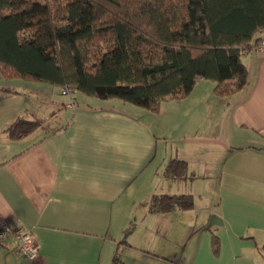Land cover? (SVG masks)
Instances as JSON below:
<instances>
[{
	"label": "crops",
	"instance_id": "1",
	"mask_svg": "<svg viewBox=\"0 0 264 264\" xmlns=\"http://www.w3.org/2000/svg\"><path fill=\"white\" fill-rule=\"evenodd\" d=\"M242 61L240 90L219 96L200 79L156 113L0 85V218L39 244L30 260L10 237L0 264H264V48ZM20 118L40 125L12 139ZM172 158L186 173L165 174ZM185 193L190 207L149 210L155 194Z\"/></svg>",
	"mask_w": 264,
	"mask_h": 264
},
{
	"label": "trees",
	"instance_id": "2",
	"mask_svg": "<svg viewBox=\"0 0 264 264\" xmlns=\"http://www.w3.org/2000/svg\"><path fill=\"white\" fill-rule=\"evenodd\" d=\"M264 0H0V75L42 81L151 112L200 79L222 96L243 88L244 52L264 36ZM40 125L20 118L8 136ZM187 163L170 159L168 175ZM191 194H155L149 210L192 206ZM213 245L218 241L213 238ZM113 264H121L118 254Z\"/></svg>",
	"mask_w": 264,
	"mask_h": 264
},
{
	"label": "built area",
	"instance_id": "3",
	"mask_svg": "<svg viewBox=\"0 0 264 264\" xmlns=\"http://www.w3.org/2000/svg\"><path fill=\"white\" fill-rule=\"evenodd\" d=\"M258 48H264V39L258 44ZM62 92L70 94L72 92L71 87L67 86L62 88ZM75 101L69 100L67 106L73 107ZM10 237L17 238L20 241V249L27 256L28 259L33 260L39 253V244L32 237V235L26 231L21 224L10 226L5 219L0 218V243L5 242Z\"/></svg>",
	"mask_w": 264,
	"mask_h": 264
},
{
	"label": "rangeland",
	"instance_id": "4",
	"mask_svg": "<svg viewBox=\"0 0 264 264\" xmlns=\"http://www.w3.org/2000/svg\"><path fill=\"white\" fill-rule=\"evenodd\" d=\"M262 33V31H258V35L259 34H261ZM31 80H25V79H20V78H5V77H0V85H5L6 87H15V86H18V87H20L21 86V84L22 83H20V82H23V83H25V82H30ZM19 82V83H18ZM33 82H37L38 84H46V85H48V86H55V87H58L59 88V86L57 85H52V84H50V83H47V82H43L42 83V81H33ZM27 84V83H26ZM28 87V86H27ZM169 100H167V101H163L162 102V105H161V108H164V106L166 105V103L168 102ZM179 104H181V101H179ZM181 106V105H180ZM160 171H162V166L160 167Z\"/></svg>",
	"mask_w": 264,
	"mask_h": 264
}]
</instances>
